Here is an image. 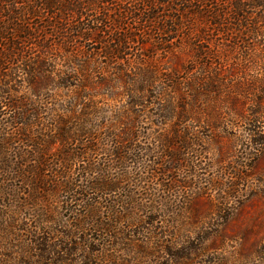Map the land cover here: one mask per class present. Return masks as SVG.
Listing matches in <instances>:
<instances>
[{"label":"trees","instance_id":"1","mask_svg":"<svg viewBox=\"0 0 264 264\" xmlns=\"http://www.w3.org/2000/svg\"><path fill=\"white\" fill-rule=\"evenodd\" d=\"M13 198L21 264H193L264 210V0H0Z\"/></svg>","mask_w":264,"mask_h":264},{"label":"rangeland","instance_id":"2","mask_svg":"<svg viewBox=\"0 0 264 264\" xmlns=\"http://www.w3.org/2000/svg\"><path fill=\"white\" fill-rule=\"evenodd\" d=\"M4 115L2 118H10L12 111L9 108L4 107ZM245 133V132H244ZM157 178H152L153 182H156ZM158 181V180H157ZM171 194V193H169ZM9 198V197H8ZM12 201L0 202V209L5 208V205L9 207L5 208L8 211L14 210L15 207H11L14 204ZM261 205V204H260ZM198 206L201 207L202 212H206L209 206L206 203L200 202ZM33 211V210H31ZM60 213H56L57 220L61 221L63 228L60 230H66L67 226L71 224V218L68 216V212L59 209ZM32 213L35 214V211ZM24 214V213H23ZM259 220H255V217L259 216ZM25 214L20 218H25ZM213 228H218L221 224L220 221H215ZM61 228L59 224H54ZM225 236L213 237L210 240L206 239L203 242L200 241V237L193 238L191 241L195 242L194 245L203 246L206 248V252L199 254L193 264H264V258L260 259L256 256L257 249L262 240H264V210L258 205L247 206L241 213L239 219L233 220L228 226L225 227ZM21 237L25 238L22 233ZM26 235V234H25ZM4 232H0V264L11 262L12 264H21L25 259L21 257L20 246L22 241H18L17 237L4 239ZM25 243V242H24ZM149 263L146 261L144 264Z\"/></svg>","mask_w":264,"mask_h":264}]
</instances>
